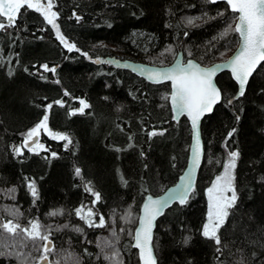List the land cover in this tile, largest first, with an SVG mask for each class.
<instances>
[{
	"label": "trees",
	"instance_id": "1",
	"mask_svg": "<svg viewBox=\"0 0 264 264\" xmlns=\"http://www.w3.org/2000/svg\"><path fill=\"white\" fill-rule=\"evenodd\" d=\"M223 4L210 0H56L61 30L82 51L64 48L41 14L23 7L16 24L0 30V219L12 218L5 208L15 205L23 213L16 217L22 224L35 217L52 225L54 249L49 257L59 264H75L77 254L83 257L81 264H109L96 254L114 232L119 240L105 250L117 247L123 264H139L133 246L138 221H126L124 214L131 210L138 215L149 193L160 194L177 181L188 162L191 126L186 115L173 119L170 98L164 96L171 90L169 82H150L108 63V57L158 66L161 61L172 63L179 54L183 60L193 58L202 64L224 60L237 47L238 33L223 35L231 21L230 15H216ZM190 17L197 19L189 24L186 19ZM84 51L102 59L89 60ZM44 63L48 69L40 67ZM218 84L222 99L202 122L205 154L193 193L185 205L174 203L157 222L153 245L158 264H241V258L244 264H264V67L257 68L243 96L236 97L238 85L229 71L220 74ZM64 88L87 99L90 106L69 116L67 109L78 107L79 101L65 95ZM58 98L66 104L49 110V126L67 132L71 141L43 135L44 149L15 154L21 134L43 115V105ZM233 127L237 131L227 137ZM152 128L166 131L149 137ZM225 143L240 151L234 170L239 196L227 227H222L219 246L203 237L200 229L207 211L206 189L222 170ZM53 151L56 157L51 156ZM76 167L81 175L75 173ZM25 177L35 179L36 198ZM87 180L101 193L92 206L104 215L103 226H89L75 215L77 206L90 205L94 199L87 191ZM13 185L16 188L9 194ZM57 208L64 213L48 215ZM66 223L84 231L56 227ZM186 236H191L188 243ZM85 248L93 255L85 253ZM27 250L32 257L39 254L30 241ZM0 264L17 262L14 256H0Z\"/></svg>",
	"mask_w": 264,
	"mask_h": 264
},
{
	"label": "snow or ice",
	"instance_id": "2",
	"mask_svg": "<svg viewBox=\"0 0 264 264\" xmlns=\"http://www.w3.org/2000/svg\"><path fill=\"white\" fill-rule=\"evenodd\" d=\"M55 4L56 0H0V30L14 26L18 14L26 6L27 9H34L42 15L43 20L51 25V28L55 31L57 39L64 48L69 51L73 49L82 51V49L78 48L76 42L71 40L61 30V26L58 23L60 12L55 9ZM73 15H76L75 10L73 11ZM216 15L220 17L225 15L231 16V21L226 23L223 29V35L226 36L229 31L238 33V45L232 55L227 56L215 65H202L191 58L184 62L179 56H175V62L172 64L165 65L161 61L160 66L140 65L136 69L142 76H146L149 81L157 83L170 81L171 90L164 93V96L165 98H170L174 113H186L192 130V143L189 145L191 150V155L189 156L191 167L185 170L184 175L180 177V182L169 188L163 195L154 196L149 193L143 200V204L140 206L141 211L138 215H134L131 210L124 214L123 219L126 221H138L134 229L133 239L138 249L139 264H158L152 243V230L156 217L174 200L179 201L180 205H185L190 199V194L193 193L195 188L193 174L201 162L204 151L200 135L201 117L205 113L213 112L214 105L222 99V89L214 80L218 68L223 65L231 69V77L234 78L235 82H238L236 96H243L245 94V86L254 69H257L258 65L264 67V63H262L264 62V0H224L223 7L217 11ZM195 19L197 18L190 17L186 19V22L191 24ZM171 50V48L166 49V51ZM83 55L89 60L94 59L97 62L102 59L100 56L94 57L89 55L87 51H84ZM188 55L191 57L192 53L189 52ZM220 55L223 56L224 53L221 52ZM108 63L111 64L113 61L108 60ZM40 67L48 69L49 65L44 63ZM25 70L27 71V69ZM51 71L55 72L54 65ZM9 75H11V67L9 68ZM43 78L47 79V77ZM59 82L57 79V83ZM63 91L65 95L79 101L78 107L67 109L69 116L74 113H82L86 107L90 106L87 99L72 95L67 88H64ZM228 103L231 104L232 101L228 100ZM65 104L66 101L63 98H58L43 105V115L31 127L27 128L26 132L21 134L23 140L21 144L14 146V153L20 155L24 152L25 148H28L33 153L44 149L46 145L39 139L41 131L46 132L56 140L70 142L71 137L67 132L54 131L49 126V110L52 109L53 105L63 107ZM177 118L178 115L173 116V119ZM239 119L240 116L237 115L236 120ZM165 131L166 129L164 128H152L148 132V135L151 137L157 133L162 134ZM236 131L235 127L231 128L227 132V137L233 136ZM227 137L225 138L226 140ZM67 146L68 144L65 143V147ZM224 147L227 151L222 161V170L215 175L206 189L207 211L200 229L203 237L214 240L216 245L219 246H222L223 243L221 238L222 227H227L226 221L237 205L239 196L235 185L234 170L237 166V158L240 156V151L238 148L230 147L228 143H225ZM57 155V152L53 151L51 153L52 157H56ZM141 155H143V152ZM144 167L148 166L144 165ZM75 173L81 175V169L76 167ZM25 179L32 197L36 198L38 196V188L35 179L27 177ZM86 186L87 191L92 193L94 199L91 200L90 205L81 203L77 206L74 210L75 215L79 216L89 226H103L106 223L104 215L102 213L98 214L92 206L101 199V193L95 190L91 180L86 181ZM15 188L16 186L13 185L7 192L10 194ZM33 203H35V199ZM130 208L131 206H129ZM5 211L12 218L0 219V256H14L17 264H41V262L45 261H47V264H59L58 261L49 260V253L54 249V245H52V241L50 240L52 225L46 226L39 218L35 217L29 218L27 224H22L16 217L22 216L23 213L15 205L12 208L6 207ZM63 213V208H57L53 209L48 215ZM97 216L99 217L98 219L96 218ZM64 226L72 227L78 232L84 231L79 225H68L67 223L66 225H57L56 227L60 228ZM128 234L130 236L133 235L131 231ZM18 236L20 237L19 240L16 239ZM190 239L191 236H186L184 242L188 243ZM118 240L119 235L114 232L113 238L102 244L101 252L96 255L102 254L109 261V264H123V261L120 259V251L117 247L105 250L108 248V244L115 246ZM29 241L32 243L33 248L39 250V254L35 257H32L31 251L27 250ZM97 242L100 244L99 238ZM84 252L88 253L89 256L93 255L86 248ZM30 257L31 259H29ZM82 259L83 257L77 254L75 264H81ZM241 264H244L243 258H241Z\"/></svg>",
	"mask_w": 264,
	"mask_h": 264
},
{
	"label": "water",
	"instance_id": "3",
	"mask_svg": "<svg viewBox=\"0 0 264 264\" xmlns=\"http://www.w3.org/2000/svg\"><path fill=\"white\" fill-rule=\"evenodd\" d=\"M210 1H211L212 3H216V2H224V0H210ZM25 7H26V6H25ZM235 50H236V48L233 50V52H232L230 55H232V54L235 52ZM230 55H229V56H230ZM178 56L183 60V57H182L181 54H179ZM191 59H193V58H191ZM108 60H112L113 63H115L116 65H119V66H121V67H123V68L129 69V70L133 71L134 73H136L137 75H139V76H141V77H144V78H146V79H147V77H146V76H142V75L140 74V72H139L138 70H136V69H138V67H139L140 65H145V66L154 65V64H149V63H146V62H141V61H133V60H127V59H124V60H122V59H117V58L114 57V56H112V57H108ZM194 60H195V59H194ZM183 61H184V60H183ZM186 61H187V60H185L184 62H186ZM220 61H221V60H220ZM220 61H215V62L210 63V64H202V63H200V62H198V61L196 60L197 63H200V64H202V65H215V64H218ZM174 62H175V60H174L172 63H174ZM172 63H170V64H172ZM168 65H169V64H168ZM156 66H158V65H156ZM258 67H259V65L257 66V68H258ZM256 70H257V69H254L253 74L255 73ZM225 71H229V72L231 73V69L228 68V67H225V66H223V65H221V66L218 68V70H217V73H216V76L214 77V80L217 82V85H218V86H219V84H218V77L220 76L221 73H223V72H225ZM253 74L249 77V81H250L251 77L253 76ZM233 79H234V78H233ZM147 80H148V79H147ZM148 81H149V80H148ZM249 81H248V83H249ZM150 82H152V81H150ZM163 82H169V83H170V81H163ZM153 83H157V82H153ZM159 83H162V82H159ZM236 83H237V85H238V82H236ZM248 83H247L246 86H245V91H246V89H247ZM219 87H220V86H219ZM236 97H239V96H236ZM170 102H171V100H170ZM219 102H220V101H218L216 105H218ZM216 105H214V109H215ZM173 114H174L173 116H177V115H178V118H177V119H174V120H178L182 115H186V113L176 114V113H174V112H173ZM208 114H210V113H205L204 116L201 117V123H200V135H201V140H202V143H203V148H204V142H203V136H202V122H203V119L205 118V116L208 115ZM186 116H187V115H186ZM189 123H190V120H189ZM190 126H191V125H190ZM191 134H192V130H191ZM39 139H40V137H39ZM191 143H192V141H191ZM25 149L28 150V151H30L28 148H25ZM204 154H205V149H204V151H203V153H202L201 162H200V164L196 167V169H195V171H194V174H193V180H194V184H195V186H196V181H197L198 173H199V170H200V167H201V164H202L203 158H204ZM190 155H191V150L189 149V156H190ZM190 167H191V164H190L189 157H188L187 165H186L184 171L182 172V174H181V175L179 176V178L177 179V181H176L174 184H172V185H170L169 187H167L163 192H161L160 194H157V195H163L164 192H166L169 188L173 187L175 184H177L178 182H180V177L183 176L184 173H185V170L188 169V168H190ZM191 194H192V193H191ZM191 194H190V196H191ZM154 196H156V195H154ZM174 203H179V201H176V200L172 201L170 204H168V205H167V206L161 211L160 215L156 217V220H155V222H154V228H153V230H152V231H153V239H154V234H155V230H156L157 222H158L159 218H160V217L166 212V210L169 209ZM142 204H143V203H142ZM140 211H141V208H140ZM50 240L52 241V239H50ZM152 243H153V240H152ZM52 245H53V241H52ZM133 246L136 248V246H135V242H134V239H133ZM136 249H137V248H136ZM137 251H138V249H137ZM154 252H155V250H154ZM155 255H156V253H155ZM49 260H50V259H49ZM41 264H47V261H45V262H41Z\"/></svg>",
	"mask_w": 264,
	"mask_h": 264
},
{
	"label": "rangeland",
	"instance_id": "4",
	"mask_svg": "<svg viewBox=\"0 0 264 264\" xmlns=\"http://www.w3.org/2000/svg\"><path fill=\"white\" fill-rule=\"evenodd\" d=\"M147 50V49H146ZM146 50H142V51H146ZM43 135H47V136H49L46 132H43V131H41V136H43ZM51 137V136H50ZM21 144V143H20ZM229 194H230V192H229Z\"/></svg>",
	"mask_w": 264,
	"mask_h": 264
},
{
	"label": "bare ground",
	"instance_id": "5",
	"mask_svg": "<svg viewBox=\"0 0 264 264\" xmlns=\"http://www.w3.org/2000/svg\"><path fill=\"white\" fill-rule=\"evenodd\" d=\"M119 59H122V60H124V59H127V58H119ZM127 60H131V59H127ZM133 61H137V60H133ZM28 151V150H27ZM31 152V151H30Z\"/></svg>",
	"mask_w": 264,
	"mask_h": 264
}]
</instances>
